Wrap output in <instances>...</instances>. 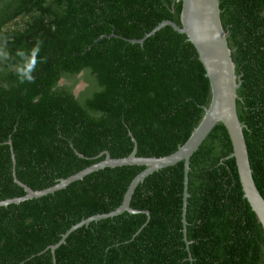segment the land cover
<instances>
[{"label": "trees", "instance_id": "1", "mask_svg": "<svg viewBox=\"0 0 264 264\" xmlns=\"http://www.w3.org/2000/svg\"><path fill=\"white\" fill-rule=\"evenodd\" d=\"M235 73L236 108L254 183L264 198V0H219ZM178 0H0V201L50 187L108 151L125 157L175 151L200 122L211 88L180 25ZM102 35H106L101 37ZM39 47L21 82L16 50ZM84 86L76 91V86ZM11 147L15 164L11 157ZM232 145L217 123L190 157L186 233L183 162L139 183L143 165L105 167L53 193L0 206V264H264V230L243 197ZM144 224V225H143ZM185 235V237H184ZM188 241L189 243H187Z\"/></svg>", "mask_w": 264, "mask_h": 264}, {"label": "water", "instance_id": "2", "mask_svg": "<svg viewBox=\"0 0 264 264\" xmlns=\"http://www.w3.org/2000/svg\"><path fill=\"white\" fill-rule=\"evenodd\" d=\"M181 2L180 25L172 20H163L159 22L150 32L146 33L140 39H131V42L142 43L144 39L153 35L164 26H171L175 31L185 34L197 52L198 59L205 69V76L208 78L211 88V100L204 108V114L194 128L189 138L172 153L161 157H142L137 156L136 143L129 155L125 157H111L108 151H103L104 158L66 178H60L56 184L41 189L33 190L19 181L15 175L13 166L14 181L22 186L25 194L20 197L8 198L0 201V206H6L10 203H20L22 201L38 198L43 195L53 193L65 188L71 182L83 178L85 175L105 168L123 165H143L145 168L138 173L128 185L122 203L114 210L107 213H100L89 216L72 225L61 239L50 246L52 252L61 244L65 238L76 228L86 225L91 221L105 219L125 211L129 213H145L147 219L150 213L147 210H137L130 206V200L136 186L155 171L162 168L183 162V198H182V224L183 232L186 233V204L188 193V172L190 157L199 148L203 140L217 123H222L229 135L232 152L227 158L233 157L237 167L239 181L241 184L243 197L249 203L252 211L260 221L264 230V198L258 191L253 177L252 169L249 163L247 146L243 134L246 127L237 114L236 100L238 99L237 89L241 81L235 73V64L231 57V49L227 41V32L223 29L220 19L219 0H178ZM106 35H102L104 37ZM11 157L13 165L15 164L14 153L11 147ZM144 225V224H143ZM185 237V235H184ZM189 243L188 241H186ZM55 264V260H53Z\"/></svg>", "mask_w": 264, "mask_h": 264}, {"label": "clouds", "instance_id": "3", "mask_svg": "<svg viewBox=\"0 0 264 264\" xmlns=\"http://www.w3.org/2000/svg\"><path fill=\"white\" fill-rule=\"evenodd\" d=\"M38 52H39L38 46L33 47L32 49L28 51H25L22 48L16 50L15 56L17 60H16L15 68L13 71L17 79L20 80L21 82H24L25 80L31 81L33 79L30 73H31V70L33 69V66L37 62ZM10 59L11 57H10L9 52L4 47L0 46V61L8 62ZM185 220H186V215H185ZM186 226H187V220H186ZM182 229H183V226H182Z\"/></svg>", "mask_w": 264, "mask_h": 264}, {"label": "rangeland", "instance_id": "4", "mask_svg": "<svg viewBox=\"0 0 264 264\" xmlns=\"http://www.w3.org/2000/svg\"><path fill=\"white\" fill-rule=\"evenodd\" d=\"M84 86L83 83H80L79 85L76 86V91H78L79 89H81Z\"/></svg>", "mask_w": 264, "mask_h": 264}]
</instances>
